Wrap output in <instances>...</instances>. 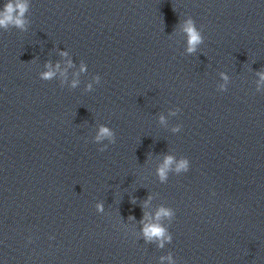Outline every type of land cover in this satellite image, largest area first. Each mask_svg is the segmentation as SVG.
<instances>
[{"label": "clouds", "instance_id": "obj_1", "mask_svg": "<svg viewBox=\"0 0 264 264\" xmlns=\"http://www.w3.org/2000/svg\"><path fill=\"white\" fill-rule=\"evenodd\" d=\"M29 11L28 0H8L4 5V10L0 12V28L7 29L9 26L19 28L21 30L26 29L28 21L25 19V14ZM184 32L187 35L188 49L189 53L196 50L197 46L202 42V36L199 30L195 26V22L190 18L184 24ZM54 75L53 72L49 71L43 74L44 79H51ZM261 78L264 79V74H261ZM227 79V77H225ZM91 87V85H89ZM163 120V118H161ZM180 128H174L173 131H179ZM108 138L111 143H115L114 133L108 127L101 126L99 128V133L96 136V140ZM100 151H104L101 149ZM173 164V157L167 156L164 163L158 168V176L161 181L167 179L168 172L170 171V166ZM189 166L188 159H181L176 165V172L181 170H187ZM99 209L102 210V205H97ZM171 216L172 212L168 209L161 208L157 213V218L160 216ZM144 236L148 241L154 239H168L171 240L170 236H166V230L160 225H146L144 228ZM162 246V244H161ZM170 258V257H169Z\"/></svg>", "mask_w": 264, "mask_h": 264}]
</instances>
